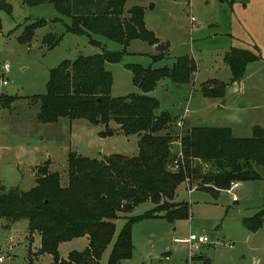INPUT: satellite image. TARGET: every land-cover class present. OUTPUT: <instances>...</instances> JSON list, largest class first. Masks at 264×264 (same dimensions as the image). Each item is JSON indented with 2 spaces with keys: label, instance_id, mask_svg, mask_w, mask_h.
Returning a JSON list of instances; mask_svg holds the SVG:
<instances>
[{
  "label": "rangeland",
  "instance_id": "1",
  "mask_svg": "<svg viewBox=\"0 0 264 264\" xmlns=\"http://www.w3.org/2000/svg\"><path fill=\"white\" fill-rule=\"evenodd\" d=\"M7 1L12 10H0V68L8 64L10 71L3 76L9 83L0 82V94L18 98L10 106H0V182L8 189L28 191L37 184L38 168L50 161V171L59 172L62 184L66 185L70 151L89 157H98L102 149L112 154L137 155L138 135L103 138L98 131L105 127L95 126L84 118L40 122L37 117L40 101L34 98L47 92L50 71L63 61H74L104 49L123 51L125 47L103 35L69 32L70 18L61 16L52 3L30 6L22 0ZM135 5L146 7L148 25L167 50L165 57L156 59L160 48L133 40L120 61L106 63L113 74L111 94L118 97L140 92L128 64L172 68L179 56L188 55L196 62L191 82L179 84L164 77L150 93L159 100L156 113L167 111L174 117L173 124L162 133H170L176 144L179 129L175 121L183 117L188 107L183 134L203 125L234 126L235 135L251 136L252 131L246 129L245 123L264 114V46L256 45L264 43V0H128L126 11ZM37 19L46 20V25L35 31L30 42L21 41L25 25ZM51 32L59 38L52 46L44 42ZM232 47L248 48L261 56L238 80L240 89H235L231 82L232 71L224 60ZM214 80L229 83L224 95H205L204 85H212V89L216 87ZM240 117L248 121H239ZM111 127L118 124L112 122ZM176 155L173 152V159ZM193 161V165L204 163ZM206 167L212 168L210 164ZM258 169L264 176V169ZM174 201L189 203L190 217L171 222L160 216L136 222L132 257L120 264H264V222L258 231L249 230L243 223V218L253 216L264 206V178L242 181L232 193L224 189L218 196L205 189H196L189 195L182 183ZM154 206L148 200L132 212L120 213L115 220L116 234L104 251L101 264H108L127 217L142 215ZM208 231L219 234L193 254L190 244L177 241L192 235H208ZM88 244L87 236L62 242L60 256L67 258L71 251H82ZM40 246L41 236L29 232L28 219L13 223L0 219V255L4 256L0 264H28L31 259L34 264H51L50 253L35 257Z\"/></svg>",
  "mask_w": 264,
  "mask_h": 264
},
{
  "label": "trees",
  "instance_id": "2",
  "mask_svg": "<svg viewBox=\"0 0 264 264\" xmlns=\"http://www.w3.org/2000/svg\"><path fill=\"white\" fill-rule=\"evenodd\" d=\"M127 1L22 0L30 6L52 3L61 16L70 18L69 32L103 35L125 47L123 51L104 49L101 53L79 56L74 61L65 60L53 68L47 92L34 96L40 101L38 120L56 123L65 117L84 118L95 126L105 127L99 131L101 137L118 132L139 136V152L133 156L113 153L98 158L70 151L66 185L62 184L59 172L50 171V161L38 168L37 184L28 191L8 189L0 182V219L12 223L28 219L29 232L41 236L35 257L50 253L51 264H101L103 253L116 234L115 220L120 213L132 212L140 203L150 200L155 204L153 209L127 217L108 264H120L131 258L136 222L160 216L171 222L190 217L189 203L174 201L178 187L187 177L196 183L197 189L208 190L214 196L234 181L264 178L258 169H264V127L260 125L253 126L249 137H236L227 126H194L182 138L183 165L178 171L170 169L172 136L162 132L173 124L174 117L167 111L157 114L159 100L150 93L164 77L179 84L190 83L196 70L194 58L179 56L172 68L130 63L127 67L140 92L118 97L111 94L113 74L106 63L120 61L133 40L140 39L160 48V53L154 56L156 59L165 57L167 50L146 25V7L135 5L126 11ZM3 9L12 10L7 0H0V10ZM46 23L44 19L27 23L20 40L30 42L35 31ZM1 29L0 19V33ZM58 40L52 32L44 37V42L51 46ZM259 59V54L243 47H232L224 56L234 82L244 77L249 63ZM212 82L216 87L211 89L212 85L205 84V95H224L226 83ZM219 85L221 88H217ZM17 98L1 93L0 106H10ZM112 122L118 127H111ZM193 160L204 163L193 165ZM205 164L212 168L207 170ZM263 222L264 206L253 216L243 218L244 225L251 231H258ZM84 236L89 238L84 250H73L67 258L60 256L62 242ZM28 264H34L33 260Z\"/></svg>",
  "mask_w": 264,
  "mask_h": 264
},
{
  "label": "built area",
  "instance_id": "3",
  "mask_svg": "<svg viewBox=\"0 0 264 264\" xmlns=\"http://www.w3.org/2000/svg\"><path fill=\"white\" fill-rule=\"evenodd\" d=\"M10 71V67L8 64H4L1 68H0V82L1 85H7L9 82L8 80L4 79L3 76L5 73H8ZM189 111L188 107L185 110V114L183 115V117H181L180 119H178L175 123V126L179 129L178 131V135L177 138L175 140L174 144L172 142V146H173V152H177L176 158L171 160L170 163V169L174 170V171H178L180 169V165L182 166L184 163V152H183V148H182V138L184 136L183 134V127H184V118L186 116V113ZM177 149V150H176ZM184 184L186 186V189L189 193V195H191L196 189H197V185H194V182L192 181L191 178L187 177L184 181ZM240 186V182L239 181H234L231 183L230 187L227 188V191L232 193L234 189L238 188ZM234 199H236V197H234ZM178 242H182V243H188L190 244V252L193 254L194 251H197L201 248V245L207 243L210 241L209 237L207 235H192L190 238H186V239H177ZM4 259L3 255H0V261H2ZM168 259V257H167Z\"/></svg>",
  "mask_w": 264,
  "mask_h": 264
},
{
  "label": "crops",
  "instance_id": "4",
  "mask_svg": "<svg viewBox=\"0 0 264 264\" xmlns=\"http://www.w3.org/2000/svg\"><path fill=\"white\" fill-rule=\"evenodd\" d=\"M145 20H146V25H147V27L149 28V29H151V30H153L155 33H156V31L153 29V28H151L149 25H148V22H147V13L145 12ZM253 38V37H252ZM256 45H257V47H261V46H264V43H261V42H257L256 43ZM154 46H156V45H154ZM260 58H261V56H260ZM259 60H257V61H254V62H258ZM253 62H251V63H249L248 65H247V68H248V66H250V64H252ZM247 68H246V72H247ZM231 82L233 83V84H235V89H240V84H239V81H236V82H234L232 79H231ZM226 86L228 87L229 86V83H226ZM246 118L245 117H240V119H239V121H244ZM247 120V119H246ZM248 121V120H247ZM186 123V122H185ZM244 123V122H243ZM243 123H241V124H243ZM246 124V129H247V127L248 128H250L251 129V131H252V128H253V126H255V125H260V126H263L264 127V114H263V116L260 118H258V119H256V120H250L249 122H246L245 123ZM198 126V125H197ZM217 127V126H216ZM219 127H221V126H219ZM227 127H230L231 129H232V133H233V135L234 136H236V137H241V136H237V135H235V128H234V126H227ZM99 132V131H98ZM120 132H118L117 134H115V135H113V136H108V137H114V136H117V135H120V136H124V137H126V138H129L130 136H125L124 134H119ZM104 138V137H103ZM104 150L102 149L101 151H99V155H98V157H102V156H104V155H109V154H112V153H109V152H103ZM94 157V156H93ZM68 184V183H67ZM218 234H219V232H217V236H218ZM134 238V237H133Z\"/></svg>",
  "mask_w": 264,
  "mask_h": 264
},
{
  "label": "water",
  "instance_id": "5",
  "mask_svg": "<svg viewBox=\"0 0 264 264\" xmlns=\"http://www.w3.org/2000/svg\"><path fill=\"white\" fill-rule=\"evenodd\" d=\"M68 74H70V71H68ZM210 241H214L217 237V232H214V231H208L207 233Z\"/></svg>",
  "mask_w": 264,
  "mask_h": 264
}]
</instances>
